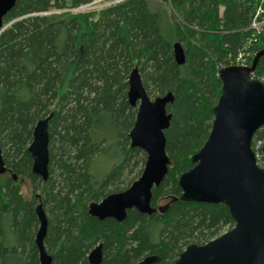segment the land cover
I'll use <instances>...</instances> for the list:
<instances>
[{
	"label": "trees",
	"instance_id": "16d2710c",
	"mask_svg": "<svg viewBox=\"0 0 264 264\" xmlns=\"http://www.w3.org/2000/svg\"><path fill=\"white\" fill-rule=\"evenodd\" d=\"M95 1L16 0L3 19L0 149L6 171L0 174V264H38V190L44 194V246L51 264H88L97 244L100 264H136L149 255L159 257L157 264H172L188 245L205 244L233 227L221 204L180 201L177 178L193 167L190 157L209 134L219 69L234 65L239 54L249 66L263 52L252 77L264 85V37L249 30L264 0H165L169 14L147 0L76 10ZM173 43L183 49L182 65L173 60ZM134 67L147 94L148 87L152 94H173L164 131L170 163L151 192L156 212L129 210L120 223L98 221L87 206L126 190L145 164V154L130 148L128 138L136 109L127 102V77ZM49 114L48 179L42 182L31 173L27 147L36 122ZM257 143L264 147V125L252 138V150ZM100 160L104 170L98 172ZM138 167L133 180L119 187ZM13 176L30 181L31 198L22 196ZM163 198L170 202L157 208Z\"/></svg>",
	"mask_w": 264,
	"mask_h": 264
},
{
	"label": "water",
	"instance_id": "95a60500",
	"mask_svg": "<svg viewBox=\"0 0 264 264\" xmlns=\"http://www.w3.org/2000/svg\"><path fill=\"white\" fill-rule=\"evenodd\" d=\"M16 0H0V33L6 28L4 17ZM173 60L185 62L179 43L172 45ZM260 52L249 66L230 65L219 69L220 94L211 109L213 120L206 141L190 157L193 167L180 174L177 186L179 200L196 204H221L226 207L233 227L202 245H188L172 264H264V168L256 165L251 143L254 134L264 125V85L252 73ZM127 102L136 109L135 120L128 134L130 148L145 154L143 170L126 190L107 195L98 203L87 206L90 217L118 223L129 210L150 216L151 192L167 175L169 159L165 152L164 131L169 127L171 113L166 107L173 103L168 92L153 101L148 97L137 67L127 77ZM46 118L36 122L27 147L31 173L42 182L48 179L49 135ZM264 153V147L261 149ZM0 149V174L5 172ZM15 179V176H13ZM34 215L38 223L34 235L38 264H51V256L44 246L47 217L40 194ZM102 245L97 244L87 255L88 264H100ZM159 257L149 255L136 264H157Z\"/></svg>",
	"mask_w": 264,
	"mask_h": 264
},
{
	"label": "rangeland",
	"instance_id": "374dc122",
	"mask_svg": "<svg viewBox=\"0 0 264 264\" xmlns=\"http://www.w3.org/2000/svg\"><path fill=\"white\" fill-rule=\"evenodd\" d=\"M119 0H97L95 1L94 3L90 4V5H87V7L85 9H82L81 7L80 8H77L76 10L77 11H84V10H98V9H101V8H105V7H108L109 5H113L115 3H117ZM149 1V4H153L155 2H158L160 5L163 6V9L169 14L170 12V7H169V4H168V1L166 2L165 0H147ZM5 27V26H4ZM246 60V59H245ZM246 63V61H245ZM150 92H153L150 87H148V97L150 98L151 101H153L155 98L157 97H160V95L158 94H152ZM58 146L57 143H55V147L56 148ZM258 149V151H257ZM261 145L260 143H257L254 148H253V152L254 154H260L261 155V163H263V165L259 166L260 168H264V155H262L263 153H261ZM48 150H50V146L48 148ZM49 158H50V154H49ZM99 165L95 166V169L98 171V172H101V170H104V162L103 161H98ZM139 170V167L138 169H134V171L132 172V174L130 176H128V178H122L121 179V182H120V185L119 187L123 188L124 187V184L127 183L128 181H131L133 180V178L135 177L136 173L138 172ZM143 170V169H142ZM140 176V175H139ZM138 176V178H139ZM138 178L134 179L128 187H130V185L135 182L136 180H138ZM126 181V182H125ZM124 182V183H123ZM15 183H19V186H20V193L22 194L23 197L25 198H31V195L34 194V191H33V187L32 185L30 184V181L24 177H15ZM36 193L40 194L41 195V198L43 200L44 198V194L42 191L38 190L36 191ZM169 198H163L161 200H159L157 202V208H162L163 206H165L167 203H169ZM48 216V214H47ZM231 228L229 226H226L224 227L220 234L222 235L223 233L229 231ZM217 236V237H218ZM216 238V237H215ZM46 249V248H45ZM47 251V250H46ZM143 259V258H142ZM141 259V260H142Z\"/></svg>",
	"mask_w": 264,
	"mask_h": 264
},
{
	"label": "built area",
	"instance_id": "2783aa9c",
	"mask_svg": "<svg viewBox=\"0 0 264 264\" xmlns=\"http://www.w3.org/2000/svg\"><path fill=\"white\" fill-rule=\"evenodd\" d=\"M86 7L87 6H82L81 8L85 9ZM263 14H264V10L261 7L257 8V10L254 13V16L252 17L249 30H251L254 34H261L264 37V17H262ZM234 65L247 66L245 63V57L243 54H239L237 56ZM262 155H264V153ZM255 161H256L257 166L263 165V163H261L260 154H255Z\"/></svg>",
	"mask_w": 264,
	"mask_h": 264
}]
</instances>
